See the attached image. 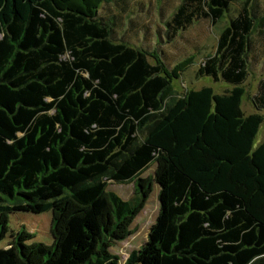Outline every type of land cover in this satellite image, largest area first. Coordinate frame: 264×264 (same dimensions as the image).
I'll return each mask as SVG.
<instances>
[{
    "label": "trees",
    "instance_id": "obj_1",
    "mask_svg": "<svg viewBox=\"0 0 264 264\" xmlns=\"http://www.w3.org/2000/svg\"><path fill=\"white\" fill-rule=\"evenodd\" d=\"M233 1L180 0L158 42L216 24ZM127 5L0 0V242L11 237L0 264H264V143L254 146L264 71L259 112L241 109L249 63L264 65V8L244 0L198 64L196 79L229 87L187 89L165 108L193 54L170 66L163 48L131 44ZM251 10L261 18L254 40ZM110 181L133 183L132 195ZM153 184L157 215L120 263L110 248L132 234ZM45 211L50 244L11 230V214Z\"/></svg>",
    "mask_w": 264,
    "mask_h": 264
},
{
    "label": "rangeland",
    "instance_id": "obj_2",
    "mask_svg": "<svg viewBox=\"0 0 264 264\" xmlns=\"http://www.w3.org/2000/svg\"><path fill=\"white\" fill-rule=\"evenodd\" d=\"M180 0H128L127 10L130 18L135 25L131 27L126 33L124 38L131 44L144 47L148 50L161 49L164 51V60L170 65L176 64L184 57L193 54L190 62L183 71L180 72L179 79H174L171 82V88L169 94L163 101V106L168 107L172 101L182 95L187 89H198L202 86H212L214 91L221 93L225 88L229 87L224 82H214L211 77L203 76L198 79L194 77L195 71L202 58L211 54L214 50L217 36L221 29L226 25L228 20L233 17L241 8L244 0H234L228 9V12L224 17L216 24L212 25L208 20H201L192 25L187 30L183 31L179 37H177L172 43L158 42L157 29L165 28L164 22L170 17L174 8ZM257 3L264 8V0H251V4L256 8ZM100 14H107L105 12V6L101 5ZM133 11V14L130 12ZM254 21V30L251 34V39L257 38L260 25V15L250 11ZM126 13L123 15L124 24L121 29L127 28ZM127 14V15H128ZM149 25L146 33L141 32V28L144 25ZM163 29L161 33H163ZM264 31V27L262 29ZM122 33V30L120 31ZM255 63H249V75L244 83L245 92L241 98V109L243 113L250 114L259 112L253 102V95L256 92L257 82L260 78V74L264 71V65L258 67ZM264 115V112H262ZM260 143H264V120L259 127V130L254 139V146ZM151 166L143 175L152 172ZM108 189L116 192L122 198L127 199L133 193V183L118 184L115 182H109ZM158 191L157 184H153L152 192L149 195L144 208L136 216L131 224L132 234L126 239L115 243L110 251L118 255L120 263H122L133 250L137 249L145 240L148 229L154 221L158 208ZM10 228L11 230L26 229L34 234V237L28 242H43L50 244L52 237L49 231L51 212L45 211L42 213L31 212H16L10 215ZM10 232L7 234L4 240L0 242V246H5L10 239Z\"/></svg>",
    "mask_w": 264,
    "mask_h": 264
}]
</instances>
